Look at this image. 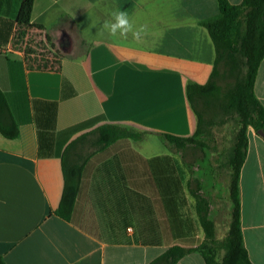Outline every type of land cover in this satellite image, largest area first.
Instances as JSON below:
<instances>
[{
    "label": "crops",
    "instance_id": "1",
    "mask_svg": "<svg viewBox=\"0 0 264 264\" xmlns=\"http://www.w3.org/2000/svg\"><path fill=\"white\" fill-rule=\"evenodd\" d=\"M20 2L0 0V90L19 129L15 139L0 134L5 264H167L161 256L170 246L195 247L203 232L188 171L159 133L194 132L185 84L204 83L211 72L214 48L203 23L221 16L217 0H33L31 22L43 25L62 53L59 71L30 69L12 48ZM115 10L143 27L139 39L104 31ZM253 89L264 107V57ZM104 123L145 133L91 150L63 219L55 214L62 152ZM147 136L163 145L140 144ZM200 192L211 214L203 186ZM239 199L244 247L253 264H264V138L251 127ZM174 264L205 262L191 251Z\"/></svg>",
    "mask_w": 264,
    "mask_h": 264
},
{
    "label": "trees",
    "instance_id": "2",
    "mask_svg": "<svg viewBox=\"0 0 264 264\" xmlns=\"http://www.w3.org/2000/svg\"><path fill=\"white\" fill-rule=\"evenodd\" d=\"M221 16L203 23L214 48V60L204 83L187 81L185 96L196 117L189 136L159 133L164 143L179 153L188 171L187 189L195 201V212L203 238L195 247L172 245L161 256L174 264L188 252H198L205 264H253L243 244L240 228L239 176L247 150V129L264 132V107L254 94V82L264 57V0H217ZM33 0H21L11 38L13 49L22 51L27 67L59 71L62 53L52 43L43 25L31 22ZM236 120L231 145L224 154L228 175L229 222L223 237L217 238L210 217V203L200 192V180L194 176L193 163L185 156L203 152L211 133V118ZM211 119V120H210ZM145 131L116 123H104L72 139L61 156L63 188L55 214L69 219L79 190L82 171L92 149H102L117 140H140ZM0 134L15 139L19 129L6 98L0 90ZM0 264H5L0 255Z\"/></svg>",
    "mask_w": 264,
    "mask_h": 264
},
{
    "label": "rangeland",
    "instance_id": "3",
    "mask_svg": "<svg viewBox=\"0 0 264 264\" xmlns=\"http://www.w3.org/2000/svg\"><path fill=\"white\" fill-rule=\"evenodd\" d=\"M211 119V133L205 139L207 146L203 152L197 151L192 157L186 155L184 162L193 163L194 176L200 180L205 194L210 198L212 206L210 217L215 223L216 237L221 238L224 236V223L231 205L228 198V175L223 166L224 154L232 143L236 120L232 118L226 120L221 116ZM148 142L153 146L163 145L162 140L154 136L145 137L140 144L147 145ZM173 156L181 160L179 153L174 152Z\"/></svg>",
    "mask_w": 264,
    "mask_h": 264
},
{
    "label": "clouds",
    "instance_id": "4",
    "mask_svg": "<svg viewBox=\"0 0 264 264\" xmlns=\"http://www.w3.org/2000/svg\"><path fill=\"white\" fill-rule=\"evenodd\" d=\"M111 21H106L102 27L110 36L115 37L118 33L124 36L127 33H132L133 37L139 39L143 27L136 28L130 21L126 11L115 10L111 12Z\"/></svg>",
    "mask_w": 264,
    "mask_h": 264
},
{
    "label": "water",
    "instance_id": "5",
    "mask_svg": "<svg viewBox=\"0 0 264 264\" xmlns=\"http://www.w3.org/2000/svg\"><path fill=\"white\" fill-rule=\"evenodd\" d=\"M256 133L264 138V132L262 130H257Z\"/></svg>",
    "mask_w": 264,
    "mask_h": 264
}]
</instances>
